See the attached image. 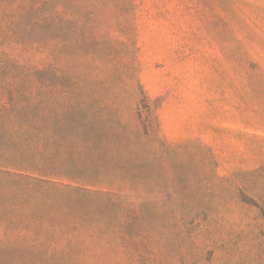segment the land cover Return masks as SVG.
Returning <instances> with one entry per match:
<instances>
[{"label": "rangeland", "instance_id": "1", "mask_svg": "<svg viewBox=\"0 0 264 264\" xmlns=\"http://www.w3.org/2000/svg\"><path fill=\"white\" fill-rule=\"evenodd\" d=\"M0 264H264V0H0Z\"/></svg>", "mask_w": 264, "mask_h": 264}]
</instances>
